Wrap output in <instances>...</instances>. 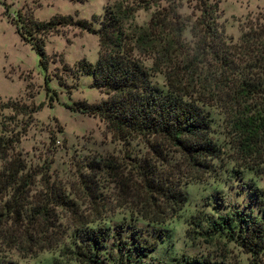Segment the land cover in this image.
<instances>
[{
  "label": "rangeland",
  "instance_id": "obj_1",
  "mask_svg": "<svg viewBox=\"0 0 264 264\" xmlns=\"http://www.w3.org/2000/svg\"><path fill=\"white\" fill-rule=\"evenodd\" d=\"M107 1L0 0V134L15 135L13 151L19 153L27 169L39 171L28 185L20 216L9 212L5 222L0 223L6 231L0 236V260L9 264H50L53 259L65 258L61 254L68 252L72 240L68 211L47 204L49 216L38 227L44 231L33 229L26 219L30 207L44 194L45 184L52 181L73 199L78 213L94 217L91 226L132 221L143 235L154 237L156 245L145 258L147 264H174L180 256L251 264L250 253L223 234H209L206 229V219L235 208L255 214L257 204L250 199L249 189L264 190V162L258 163L239 149L229 114L218 103L202 105L209 119L207 137L215 146V154L205 157L202 165L192 164L172 145L159 147L161 158H155L158 170L185 200L162 223L147 222L138 215L144 192L132 162L133 157L138 160L148 154L147 141L139 136L119 139L98 117L74 109L76 103L96 102L104 97L91 85L90 75L76 66L80 59L93 63L95 34L73 24L43 34L47 56L43 70L34 49L19 38L9 20L19 25L17 15L23 19L31 14L35 20H46L60 14L90 20L97 26ZM209 1H216L217 21L230 43L238 44L241 31L264 24V0ZM178 3L177 10L182 15L196 14L192 11L194 0ZM148 15L149 11L138 10L134 19L142 23ZM182 36L189 39L186 27ZM251 45H257L256 40ZM143 63L148 65L150 60L144 59ZM44 77L46 86L53 91L48 95L44 92ZM151 81L165 88L161 74L152 73ZM39 102H43L42 106L30 111ZM82 178L90 182V196L80 183ZM5 198L0 199V212ZM32 226L37 228V224ZM257 259V264H264V250Z\"/></svg>",
  "mask_w": 264,
  "mask_h": 264
},
{
  "label": "trees",
  "instance_id": "obj_2",
  "mask_svg": "<svg viewBox=\"0 0 264 264\" xmlns=\"http://www.w3.org/2000/svg\"><path fill=\"white\" fill-rule=\"evenodd\" d=\"M178 7V0H108L97 26L90 20L60 14L46 20H35L31 14L23 19L17 15L19 25L9 19L19 38L36 52L43 70L47 63L43 34L58 32L67 24L95 34L93 63L80 59L76 66L90 75L91 85L104 97L76 103L74 109L98 117L119 139L139 136L147 141L148 154L138 160L133 157L132 162L144 192L138 215L153 223H162L185 200L158 170L159 147L172 145L196 165L215 154V146L207 137L209 119L202 105L218 103L230 116L239 149L258 163L264 162V24L241 31L235 44L224 37L217 21L216 1L194 0L192 11L196 14L182 15ZM138 10L149 11L146 21H135ZM185 27L188 40L182 36ZM253 40L257 45H251ZM144 59L150 63L145 65ZM152 73L163 76L164 89L151 81ZM45 81L44 77V92L48 95L51 89ZM42 104L37 103L30 111ZM16 140L15 135L0 134V199L7 196L0 223L5 222L9 212L20 216L28 185L39 174L38 170L27 169L19 153L13 151ZM80 183L90 196L88 179L82 178ZM248 193L257 204L255 214L235 208L206 219V229L209 234H223L250 253L251 264H257L264 250V190L252 187ZM153 197L158 199L156 203ZM49 203L67 210L72 222L68 254H61L64 259H53L50 264H147L145 258L156 245L154 237L143 235L132 221L91 226L94 217L78 213L73 199L52 181L45 184L44 194L27 212L26 219L33 229L44 231L38 227L49 216ZM35 224L37 228L32 226ZM5 233L0 228V236ZM0 264L9 262L0 260ZM174 264L225 263L180 256Z\"/></svg>",
  "mask_w": 264,
  "mask_h": 264
}]
</instances>
